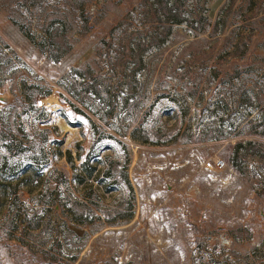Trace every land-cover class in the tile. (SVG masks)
I'll return each instance as SVG.
<instances>
[{"label":"rangeland","instance_id":"obj_1","mask_svg":"<svg viewBox=\"0 0 264 264\" xmlns=\"http://www.w3.org/2000/svg\"><path fill=\"white\" fill-rule=\"evenodd\" d=\"M0 50L53 169L0 168V264H264V0H0Z\"/></svg>","mask_w":264,"mask_h":264},{"label":"trees","instance_id":"obj_2","mask_svg":"<svg viewBox=\"0 0 264 264\" xmlns=\"http://www.w3.org/2000/svg\"><path fill=\"white\" fill-rule=\"evenodd\" d=\"M173 22L181 23L182 21L181 19L178 18V19H174ZM203 31L204 30L201 29L199 33ZM74 70L75 72L78 73L80 77L83 78L84 83H89L87 90L89 91L90 96L97 97L103 102H106L107 98H109L110 96V90L107 84L105 83V81L104 80L98 81V78H99L98 76H92V79H94V81L91 83L89 82L90 77L87 76V74L85 73L83 69L74 68ZM1 79L2 78H0V83H1ZM84 97L81 100H84ZM71 105L75 108L73 103H71ZM75 110L84 114V112L80 110L79 108H75ZM5 112H6L5 108L0 110V146L4 148V154L2 155V163H1L0 168L5 171V177L9 175H13L17 172V168H14V165H16L15 158L19 160L21 157L22 158L25 157V155H27L28 152H30V154L28 155V158H30V160L33 162H38L37 164H35L36 167H34L36 171H38L41 174L49 175L53 169L50 168L47 171H44L46 165L49 163V156H48V152L46 151L45 147L39 142L30 141L28 138V134L26 132H23L21 134H16L11 129L12 126L10 123H5L4 121L1 120L2 118L1 116ZM113 113H114L113 109L106 111L107 116L109 114L111 116ZM140 130H141L140 124L135 125L133 129H131V131L129 130L130 137L134 140L142 142L143 136H141V134L139 133ZM127 134H128L127 131L122 132L123 136H126ZM97 140H100V136H98ZM37 157H41L42 161L35 160ZM90 157H91L90 155H87V157L82 162V165L84 166L85 170L88 173H91L93 170L92 166L89 164ZM127 167H128V164L125 165V168H124L125 170L122 172L123 173L122 175L124 176L127 183L132 187L128 174H127ZM111 171H112L111 168L102 169L100 167L98 169L99 182L101 183L103 182V179H102L103 177L101 178V176L103 175L110 177L112 174ZM77 180L82 181L83 178L79 176ZM106 189H109L107 188V185H106Z\"/></svg>","mask_w":264,"mask_h":264},{"label":"built area","instance_id":"obj_3","mask_svg":"<svg viewBox=\"0 0 264 264\" xmlns=\"http://www.w3.org/2000/svg\"><path fill=\"white\" fill-rule=\"evenodd\" d=\"M225 164L226 163L222 159L219 158L218 161H208L206 166L208 168H213L215 170H222Z\"/></svg>","mask_w":264,"mask_h":264},{"label":"water","instance_id":"obj_4","mask_svg":"<svg viewBox=\"0 0 264 264\" xmlns=\"http://www.w3.org/2000/svg\"><path fill=\"white\" fill-rule=\"evenodd\" d=\"M0 100L6 101L7 100V97L6 96H0Z\"/></svg>","mask_w":264,"mask_h":264},{"label":"bare ground","instance_id":"obj_5","mask_svg":"<svg viewBox=\"0 0 264 264\" xmlns=\"http://www.w3.org/2000/svg\"><path fill=\"white\" fill-rule=\"evenodd\" d=\"M218 160H219V159H218ZM218 160H213V161H218ZM224 167H225V165H224ZM224 167H223V168H224Z\"/></svg>","mask_w":264,"mask_h":264}]
</instances>
